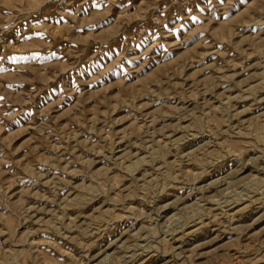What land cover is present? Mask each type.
I'll list each match as a JSON object with an SVG mask.
<instances>
[{"label": "rangeland", "instance_id": "1", "mask_svg": "<svg viewBox=\"0 0 264 264\" xmlns=\"http://www.w3.org/2000/svg\"><path fill=\"white\" fill-rule=\"evenodd\" d=\"M0 264H264V0H0Z\"/></svg>", "mask_w": 264, "mask_h": 264}, {"label": "bare ground", "instance_id": "2", "mask_svg": "<svg viewBox=\"0 0 264 264\" xmlns=\"http://www.w3.org/2000/svg\"><path fill=\"white\" fill-rule=\"evenodd\" d=\"M190 233V232H189Z\"/></svg>", "mask_w": 264, "mask_h": 264}]
</instances>
